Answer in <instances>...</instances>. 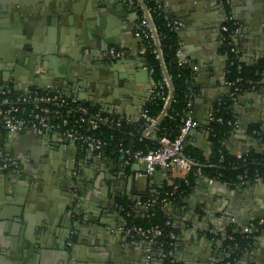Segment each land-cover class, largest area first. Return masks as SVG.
I'll return each mask as SVG.
<instances>
[{
	"label": "crops",
	"instance_id": "1",
	"mask_svg": "<svg viewBox=\"0 0 264 264\" xmlns=\"http://www.w3.org/2000/svg\"><path fill=\"white\" fill-rule=\"evenodd\" d=\"M19 1L30 2L34 0H0L6 6ZM162 1L165 13L172 20L178 19L183 22V29L178 34L181 47L185 57L199 67L195 80L196 92H194L191 115L198 121L200 127L191 132L186 147L201 152L207 157L211 153V142L209 141V133L205 128L208 122L206 118L209 116L208 112L212 111V106L214 108L217 101L228 94L225 74L226 59L221 52L222 41L220 37V28L225 14L219 9L217 0ZM62 2L63 0H58L57 7ZM90 2L94 18H96V15L98 19L102 16L101 19L107 21L112 31V33L108 32V37H114L119 43L113 47L130 51L128 60L131 64L121 66V69L132 71L136 67V72H138L140 66H145V64L141 58L144 51L140 38L137 36L139 18L136 12L121 3L120 0H90ZM107 3L109 8L106 6ZM250 4L251 0H230V10L241 26L240 34L235 37L234 41L245 55V62L250 60L254 62L264 57V3L263 11H260V13L252 11ZM185 8L194 10L193 15L188 16L189 12L186 14L188 16L186 19L187 26L184 24L185 19L177 14L181 10L185 13ZM167 9H169V12H166ZM88 15H91V12ZM92 23L93 25L97 24L96 21ZM7 27L4 24L0 25V70L6 64L3 63L2 57L6 54L11 55L9 60L14 57V54H9L8 51V44L12 41L14 35ZM71 30V28H68V31ZM63 31H66V29L63 28ZM106 31L104 29L100 30L101 39L107 38ZM66 35L67 33H63L62 44L65 48L70 47L72 49V43ZM36 36L42 39L39 35ZM42 41L41 43L44 42ZM90 41L86 53H92L90 56L91 61L96 62L100 52L95 48L96 42L94 40ZM45 45L53 48L49 42H46ZM55 49L58 50V46ZM52 55L54 56L47 64V71L49 70L53 80H50V78L44 80L47 71L42 68V71L35 76V82L28 81L29 68L19 66L18 69L24 80L15 84L13 82L0 84L9 86L16 92L31 88L43 90L35 85L41 84L44 86L46 83L55 82L54 78L57 75H62L60 70L69 62L67 55L59 50ZM149 74L152 76L150 72ZM138 79L142 82L148 81V76L141 75ZM151 87V84L136 86L135 89L139 93V96L133 99L136 105L132 106L129 102L125 103L127 105L126 109L131 113L129 117L135 123L141 121L144 108L152 97L149 92ZM123 99L122 101H129L127 97ZM89 103L98 105L95 102ZM233 108L236 124L231 136L225 143L227 150L232 154L249 152L251 149L259 151L258 142L248 133V128L252 124H260L264 128V84L246 89L238 96ZM154 136V132L148 135L149 138ZM7 144L11 146V156L24 160V169L31 170L30 173L41 168L47 169L55 166L58 171H62L67 179L75 169V164L77 166L79 163L83 165L84 171L90 177L98 175L96 162H99L101 158L105 167H113L111 173L120 178L123 198L136 203V209H140L137 204L143 194L150 188L163 189L170 187L176 183V180L183 179L186 176L182 171H166L164 169H157L150 177L140 176L144 170V167L140 164L122 165L118 161L119 158H116L114 154L99 157L97 154L87 152L79 158L74 144L70 143L63 146L60 143L61 148L57 146L51 148V145L45 139L33 132L7 137L5 150ZM1 176L0 173V196L1 193L2 196H5L4 191L7 183ZM29 176L28 173H25L23 179H15L12 183L23 192L32 190L38 193V191H44L47 188H57V195L60 196L59 192L68 191V188L67 190L64 189L67 186L61 189L57 186H34L31 181L32 178L29 180ZM132 177L133 183H126ZM140 178L146 179L144 185L138 184ZM12 183L9 186H12ZM240 189H243L242 194L237 192ZM133 190L136 191V194H133ZM95 193L100 194L96 190ZM61 198L58 200V204L65 207L66 203L63 201L67 199ZM0 202L8 203L3 198H0ZM89 202L95 204L92 201ZM182 202L184 204L182 207L174 205L164 207L165 212L171 216L177 230L173 250L175 264H229V254L223 244L227 237L223 234H229L232 229L240 231L242 227L264 218V181L237 188L225 182H211L206 178H200L191 193L183 197ZM99 203L111 206V210H108L102 218L103 223H87L84 227L88 228L89 226L88 230L86 228L84 232L79 233L77 229L68 230L67 226L64 225L63 216L53 215L51 217L50 213L41 210L38 200H36L33 210L28 214L30 230L27 236L33 242L28 244L29 248L25 247L23 249L25 252L27 251L25 256L15 254L14 248L18 245L10 235L9 228L4 226L3 222L0 223V264H163L155 245L147 241L132 242L124 235L116 232V229L124 226L127 220L125 214L119 211L113 212L112 209L116 205L114 197L99 199ZM137 211L140 212V210ZM9 212H12L10 207L7 208L6 213ZM46 224L50 226L49 230L46 229ZM213 231L219 233L218 236H215ZM254 233L252 246L241 260L231 264H264V230H257ZM43 236L45 238L42 241ZM79 237L82 239L80 242H78ZM39 241L42 242L41 245H36L35 243ZM74 254L75 257L73 258L72 255Z\"/></svg>",
	"mask_w": 264,
	"mask_h": 264
},
{
	"label": "water",
	"instance_id": "2",
	"mask_svg": "<svg viewBox=\"0 0 264 264\" xmlns=\"http://www.w3.org/2000/svg\"><path fill=\"white\" fill-rule=\"evenodd\" d=\"M86 1L87 3H85ZM90 3V0H75L72 2L71 0H63V2L57 7L58 0L19 1L7 6L0 2V25L4 24L6 27L8 26L7 28L14 35L12 41L8 44L9 54H14V57L12 60H9L11 55L6 54L2 57L3 63L6 64L3 65V68L0 70V83L9 84L10 82H13L15 84L16 82L24 80L18 69L19 66L28 67L29 71L27 80L34 81L35 76L42 71V68L47 71V64L50 63L51 58L54 56L52 54H55L59 50L61 53L67 55V59H69V62L67 64L65 63L66 66L60 70L62 75H57L54 78L55 82L53 81V83H46L44 86L41 84L35 86L43 90L58 89L66 96L78 97L87 102H95L105 110L117 112L120 115L129 117L131 113L126 109L127 105H125V103L129 102L132 106L136 105L133 101L135 97L139 96V93L136 91L137 89H135L136 86L145 84H151L153 86L155 84L154 79L150 76L149 70L144 65H141L139 71L136 72V67L135 69H132V71L121 69V66L124 67L131 64L128 59L107 61L104 53L110 47L116 46L119 43H117V40L114 37H108V32L112 33V31L107 24V21L101 19L102 16L98 19V16L96 15V18H94ZM263 3L264 0H251V10L256 13H260V11L262 12ZM106 6L109 8L108 3ZM90 12L91 15H88ZM166 12H169V9H167ZM188 12V16H191L193 15L194 10L185 8V13L183 10L177 13L185 19L184 24L186 26L188 25L186 21L188 18L186 14ZM95 21L99 30L95 27L96 25H93L92 23ZM151 26L156 44L159 48V39L155 27L152 23ZM63 28L66 29V31H63ZM68 28H71L72 30L68 31ZM102 29L107 30L106 39H101L102 34L100 30ZM63 33H67L66 37H69L68 40L72 43V49L63 46ZM36 35H39L42 39H39ZM66 37L64 38L66 39ZM41 40L44 42L42 41L43 43H41ZM90 40L96 42L97 45H95V48L100 52L96 62L91 61L90 56L92 53H86V50L89 49L90 46L88 42L91 43ZM46 42H49L53 48L45 45ZM140 42H142L141 38ZM56 46H58V50L55 49ZM159 58L162 63L165 77L168 81L170 96L161 117L158 119L157 125H160L164 119L174 96L173 85L166 71L161 51H159ZM141 75H147L148 81L146 80L142 82L139 80L138 78ZM49 78L50 80H53V77L48 70L44 80ZM6 79H8V81H6ZM126 97L129 101H122V99ZM208 113L210 114L211 111ZM206 119L208 120V117ZM154 128L155 127H152V129ZM40 137L45 139L46 142L51 145V148L53 146L54 148L56 146L61 148L60 143H62L63 146L70 144L69 140H59L56 134ZM10 147L9 144L6 145L5 152L8 156H11ZM20 160L23 164L22 174H18L16 171L4 173L0 170L1 177H3L8 184L5 185L4 193H6V195L2 196L1 193L0 196L1 199L3 198L8 201V203L0 202V223L3 222L4 226L9 228L10 235L18 245L14 248L17 256H20V254L25 256L27 251L25 252L23 249L25 247L29 248L28 244L33 242L27 236L28 231L30 230L28 214L33 210L36 200H38L39 208L50 213L51 217L53 215L63 216L64 225L67 226L69 231L77 229L79 233H82L87 228L84 227L87 223H103L102 218L107 214L108 210H111L109 204H100L99 199L115 198V195L123 196L122 185L119 181L120 178L111 173L113 167H105L103 165L101 158L99 159V162H96V165H98V169L101 168L100 170L104 171V174L106 173V177L102 180L104 182L101 181V176L98 177V175H94V177H90L85 171L83 172V177L73 182L72 180L65 178L66 176L63 175L62 171H58L55 166H51L47 169L41 168L36 172L32 171L30 173L31 170L24 169V160ZM25 173L30 175L29 180L32 178L31 181L34 186H57L59 189L67 186L64 189L67 190L68 188V191L63 193L59 192L60 196L57 195V188H47L44 191H38V193H35L32 190L23 192L12 182L17 178L21 179ZM106 181H108V184ZM10 183H12V186H9ZM126 183H133V177ZM95 190L98 193L100 192V194H96ZM237 192L242 194L243 189H240ZM133 194H136L135 190H133ZM61 197L67 199L63 201L66 203L65 207L64 205L59 206L58 204V200L62 199ZM89 201H92L95 204H90ZM7 206L10 207L12 212L6 213L7 208H9ZM114 206L115 207L112 206L114 208L112 209L113 212H118L116 205ZM45 227L47 230L50 229V226L47 224ZM88 228L86 230H88ZM225 235L226 233L223 234V236ZM44 238L45 237L43 236L41 240L43 241ZM81 240L82 239L79 237L78 242ZM41 243L42 242L39 241L35 244L41 245ZM72 256L74 258L75 254Z\"/></svg>",
	"mask_w": 264,
	"mask_h": 264
},
{
	"label": "built area",
	"instance_id": "3",
	"mask_svg": "<svg viewBox=\"0 0 264 264\" xmlns=\"http://www.w3.org/2000/svg\"><path fill=\"white\" fill-rule=\"evenodd\" d=\"M120 2L136 12V14L141 12V16H139V27L143 30L142 32L147 30L148 33L146 35L151 37L157 46L151 26V23L154 25L152 18L153 10L147 7L144 0H120ZM155 3L157 10L165 11L162 0H155ZM217 4L219 9L225 14L220 28L221 41L223 43L226 39V34L230 32L228 27L229 23H233L235 27L234 31H232L233 39L235 40V37L240 34L241 26L231 10L228 11L226 9L227 6H230V0L226 2L224 0H217ZM169 25L172 26L174 31L179 32L183 27V22L177 19L170 22ZM137 36L141 38V32H137ZM229 46L230 53L238 56L239 51L237 47L235 45L233 46L232 43H229ZM156 51L159 57V51L161 50L158 46ZM129 54L130 51L126 49L110 47L104 53V56L109 61H120L128 59ZM227 54V52L223 54L226 60ZM177 58L179 65L190 68L197 77L199 67L196 63L185 57L182 47L177 51ZM238 59L244 62L245 55H240ZM165 83L169 88L166 77ZM241 83L242 78L226 82L227 95L232 98L233 105L237 101L238 96L246 91V88ZM154 91V86H152L149 92L153 95ZM194 95L195 93L192 92L190 97L194 98ZM168 100L169 96L165 98L166 104ZM192 104L193 101L189 104L190 110L188 115L182 119V124L175 138L169 136L158 138L156 136V131L159 126L157 125L158 119L151 118L147 111H143L141 119V121L143 120L145 122V125L141 127L143 135L148 137L151 132H154L155 136L152 139L159 141V145L154 148L134 149L132 147H126L122 139L112 136L108 140L101 134L105 127L119 130L133 127L135 121L131 117H125L117 112L105 110L103 107L92 105L91 103L89 104V102L78 97L66 96L59 90L31 88L26 91L16 92L13 88L0 84V170L2 172L16 171L18 174L23 173L21 160L6 154L5 141L7 137L16 134L33 132L39 136L56 134L59 140H69L75 146L78 145L81 150L97 154L99 157L104 155L107 150L112 149L114 154L118 155L120 164L128 166L137 163L142 165L144 170L140 176L150 177L157 169H164L166 171H182L186 174L185 178L190 174L195 178H205L203 170L205 168L215 167V164L206 163L186 153V143L189 135L193 130L200 127L198 121L191 115ZM214 112L215 107L208 116L206 127L213 121L224 123L223 118L216 119L214 117ZM167 113L164 118L167 116ZM227 123L234 127L236 124V122L233 123L232 121H228ZM152 127L155 128L152 129ZM206 130L208 133L210 132L208 127ZM235 155L238 159H243V153ZM208 180L211 182L217 181L215 179ZM239 181L237 185L230 184V186L241 188L250 183H258L264 180L261 177H256L251 181L248 179L246 173L239 177ZM186 184L189 185L188 180H186ZM180 189L181 185L175 183L173 185V191L167 194L164 199H161L160 202L164 205H172L171 199ZM153 194L159 195L160 193L158 190L153 189ZM137 205L144 210V218L149 220L151 216L146 211L154 206L152 201L149 200L145 203H141L140 201ZM116 208L124 214L125 209L123 206L116 205ZM125 216L128 218L131 216V213H125ZM167 224H170V222ZM259 227H264V218L258 219L256 224L253 222L248 226L242 227L243 229L241 228L240 232L245 235H252ZM116 232L124 235L132 242L147 241L152 243V245H155L159 237L163 235V229L159 225L154 224L145 227L135 223L130 225L126 223L124 226L117 228ZM213 234L218 236L219 233L213 231ZM171 237L176 241V234L172 233ZM228 239L234 240V237L229 236ZM173 246L175 248V244ZM173 250L169 253L172 258Z\"/></svg>",
	"mask_w": 264,
	"mask_h": 264
},
{
	"label": "trees",
	"instance_id": "4",
	"mask_svg": "<svg viewBox=\"0 0 264 264\" xmlns=\"http://www.w3.org/2000/svg\"><path fill=\"white\" fill-rule=\"evenodd\" d=\"M225 2L227 0H224ZM144 3L148 8L153 10L152 18L153 23L157 31L159 39V48L161 50L162 59L171 80L174 89V96L171 106L168 110L167 116L162 120L156 131V136H169L175 138L179 132V128L182 124V119L186 118L189 112V104L193 101V97H190L192 92H196L195 80L196 75L193 71L188 68L179 65L177 58V51L181 48L178 34L173 30L172 26L169 25L172 22V18L169 17L165 11L157 10L155 0H144ZM230 10V6L226 8ZM138 18L141 16V12L137 14ZM228 27L230 32L226 34V39L222 43L221 52L227 54L226 60V81H235L238 78H242V86L246 89H250L254 86L258 87L264 82V57L252 62H241L239 58L243 55L237 44H235L232 31L235 27L233 23H229ZM138 26V32H141V44H142V59L145 66L151 72L154 79V93L150 101L146 104L144 111H147L151 118L159 119L165 109V98L170 96V89L165 83V74L162 68V63L157 53V46L154 40L147 36L145 32ZM229 43L235 45L239 51L238 56L230 53ZM119 48V47H116ZM90 104V103H89ZM102 107L100 105H96ZM233 101L229 95L223 96L215 104L214 117L216 119L223 118L224 123H218L216 121L211 122L207 127L210 129L209 141L211 142V153L209 156H205L201 152L193 151L189 147H186V153L194 158L202 160L206 163L215 164V167L205 168L203 174L205 178L215 179L220 182L227 184L237 185L239 177L247 173L248 179L253 180L256 177H261L264 180V128L260 124H252L248 128V133L258 142L260 150L251 149L249 152L243 153V159H238L235 154L230 153L227 150L225 143L231 136L234 126L228 125V121L235 123V113L232 108ZM145 125V122L139 121L135 123L133 127L126 129H114L110 127L103 128L101 134L106 139H110L112 136L118 139H122L126 147H132L134 149H146L154 148L159 145V141L145 137L141 127ZM206 127V128H207ZM256 132V133H254ZM98 134H100L98 132ZM78 157L82 154L87 153L81 150L79 146H76ZM90 153V152H89ZM93 154V153H91ZM114 154L112 149L107 150L104 155L112 156ZM118 158L117 154H114ZM223 158V160H222ZM79 163V161H77ZM83 165L77 164L75 172L84 174ZM186 180L189 181V185L186 184ZM199 178H195L192 174L188 175L187 178L176 180V184L181 185V189L174 197L171 202L174 206H183V197L188 196L193 190L195 184ZM249 181V182H251ZM234 187V186H232ZM153 189L158 190L159 195L153 194ZM173 191V186L166 187L163 189L150 188L147 190L141 198V203L152 201V206L148 211L151 217L150 219L144 218V210L136 209V203L130 202L127 198H123L121 195H115L116 205L123 206L125 213H131L130 217H126L127 224H137L148 227L151 224L159 225L163 229V235L159 237L155 247L158 254L163 260V264H175L174 259L169 253L174 249L175 239H172L171 234H177L175 224L165 212V206L161 203V199L167 196V194ZM137 210H140L138 212ZM258 220L254 221L256 224ZM170 222V224H167ZM258 230H264V227H259ZM226 233L225 241L223 242L224 247L227 249L229 254L228 261L236 263L242 259L244 254L249 250L254 241L255 233L252 235H245L240 231L232 229L229 234ZM229 236H233L234 240L228 239ZM162 250V251H161ZM162 252V254H161Z\"/></svg>",
	"mask_w": 264,
	"mask_h": 264
},
{
	"label": "flooded vegetation",
	"instance_id": "5",
	"mask_svg": "<svg viewBox=\"0 0 264 264\" xmlns=\"http://www.w3.org/2000/svg\"><path fill=\"white\" fill-rule=\"evenodd\" d=\"M76 169H77V166H76V164H75V169L71 172V174L72 175H70V177L68 176V178L70 179V180H72L73 182L74 181H77L79 178H81V177H83V174H79V173H77V172H75L76 171ZM101 169V168H100ZM100 169H98V177H102V179H101V181L106 177V173L104 174V171H102V170H100ZM4 173H7V172H4ZM22 179H23V177H21ZM20 178H17V180H19ZM102 182H104V181H102ZM106 183H107V181H106ZM88 185H89V183H88ZM88 185H87V187H88ZM102 187V186H101ZM103 188V187H102ZM89 189V188H88ZM78 191H79V189H78Z\"/></svg>",
	"mask_w": 264,
	"mask_h": 264
},
{
	"label": "rangeland",
	"instance_id": "6",
	"mask_svg": "<svg viewBox=\"0 0 264 264\" xmlns=\"http://www.w3.org/2000/svg\"><path fill=\"white\" fill-rule=\"evenodd\" d=\"M146 183V179H144V178H140L139 180H138V184H142V185H144Z\"/></svg>",
	"mask_w": 264,
	"mask_h": 264
}]
</instances>
